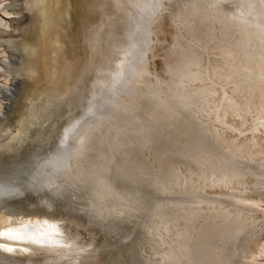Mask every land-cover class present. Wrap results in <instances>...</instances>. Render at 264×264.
Here are the masks:
<instances>
[{
    "label": "rangeland",
    "instance_id": "obj_1",
    "mask_svg": "<svg viewBox=\"0 0 264 264\" xmlns=\"http://www.w3.org/2000/svg\"><path fill=\"white\" fill-rule=\"evenodd\" d=\"M178 1V4L183 3V0ZM143 2L145 1L141 0L139 5H135L131 0H121L117 3V7L121 6L125 13V32L119 37L117 40L118 42L116 41L112 46L113 50H117L121 44H123L125 48L129 47L133 44L134 35L138 29L142 31L140 39L142 40L143 35V41L148 43L143 51L145 54L150 51L155 57L152 62H147V59L146 63L144 62L141 64L142 66L140 67H142V72L136 78L137 82H133V93H135V96L133 97L134 100L132 103L134 105H140L141 102L140 95L138 96L139 89L136 85L146 93L145 102L139 110L141 114L139 118H141L142 121H138L142 126L137 133L142 137L140 141L144 139V134H146V129L143 128V125H152L155 123L154 119L158 117V114L150 113L151 111H149L152 101L159 100L160 93L157 94V92L152 89L155 85H162L163 89L161 88V92L163 91V93L172 92L171 90H166V86L177 87L178 85H183V80L180 81L178 80L179 78H177L179 73L181 74L180 70L183 69L186 72L184 76H187V80L191 84H189L190 86L187 88V91L193 92L196 98L193 96H190V98L189 95L186 97L184 96L185 98H181V100L184 99L185 101H183L182 104L179 102L178 107L173 109V111L171 106H168V110L166 111L162 108L164 120H170L169 116L173 117L172 120H180L182 117L185 119L189 117L191 119V121H189V126L186 125L188 123L185 122V119H181L183 123H185L183 131H185L186 128L189 130L185 134L186 136L184 137L180 149H176L174 152V149L170 147L168 151L163 152L169 144H174V147H178L176 140H172L166 135L159 136L158 142H155L154 145L151 139L147 140V137H145L146 141L141 144V152L139 155L141 163L139 167L142 165L143 168L139 171L144 172L143 174L149 171L152 174L160 173L157 187H163L162 185L164 184L167 193L157 197L156 191H152V195H148L151 193L149 191L148 193L146 191H141L143 199L148 195L149 199L147 201L149 202L147 206L149 208L148 210L144 208L146 206L145 203L138 206L134 205L135 209L138 208V214H131L128 217L136 216L137 221L148 226L150 229L152 228V230L156 232L155 244L161 247L165 245V264H186L195 258V249L197 247L199 248L200 245L198 244L202 242V237L198 232H200V226L202 224L205 223L206 225L207 220L218 223L219 220H222V216H228L227 218L238 221L239 216L236 211H240V214L244 216L251 214L245 208V210H243L239 206H233V204L228 201L223 202L220 200L221 198L228 199L229 195L227 193L230 191V193H233L235 189L238 187L240 188L241 184H236L235 182L241 179L239 177H233L234 174H231L233 171L229 170H227L226 175H217L215 171L219 167L212 166V163L217 161L218 157L215 156L216 158H212L213 155L220 152V150L224 154L238 148L240 154L237 152L238 155L235 157L236 163L238 162V164H241L247 162L249 164L250 162L252 164L253 162L252 165H255L254 163L257 161H264V155L252 154L254 151H260L264 154V144L261 145L259 142H256L258 138L264 140V66H262V64L264 65V11L257 13L256 11L252 12L245 9V23L241 25V27H243V30H241L242 35H237V33L232 30L234 21L226 22V24L222 25L221 18L213 19L208 15L206 8L195 4L192 8L185 10L186 14L180 18V20L185 23L184 26L187 29H191V31L189 33L190 36L188 34L184 35L185 37H183L182 45L180 44V48H182L180 50L182 52L178 57H176L177 55L174 56L176 58L175 61L173 57V60L168 59L164 51H166V47H169L168 45H170L172 36L177 34V29L175 28V24L178 22V17H175L176 0H166L167 10L159 17L146 15L142 11V8L145 3H148ZM194 2L196 3V1ZM245 2H250L251 5L253 3L255 4V2L257 3L255 0H246ZM12 5L11 0H0V14L2 17H7L5 18L6 21L13 20L12 18L14 16L8 15ZM213 13L215 14V11H213ZM82 15H86V10L85 12L82 10ZM199 17L202 18L201 23L203 24H200L201 29H199L195 35V29H197L196 27L199 25ZM141 20L142 24H140ZM1 21L0 25L4 22V18L1 19ZM218 22L219 25H217ZM52 25V27H54V23ZM141 25H143V29ZM260 26L261 28H259ZM56 27L58 26H55L50 32L48 37L49 40L45 45L53 51L52 56L55 53L57 57H60L67 49L69 42L66 30L60 28L61 26L58 28ZM193 34L195 36H193ZM196 43L197 49L195 48ZM121 50H123L119 52L121 56L119 55V57L113 61L114 64H117L115 65V73L119 72V68L121 69L122 63L125 61L124 57L126 50L123 47ZM149 55L151 54L149 53ZM91 62H89L91 65L94 62L95 64L97 63L96 65L98 67L96 72L98 79L95 83L99 85L102 74L100 66L102 59ZM112 73L113 76L108 78L109 80L111 79L114 84L116 81L114 69ZM7 80L8 79H4V77H0V101L3 99V90L7 88L3 86L8 82ZM95 83L93 86H97ZM112 87L114 86L112 85ZM138 97L140 99H138ZM235 111L237 113H235ZM185 113L188 115L187 117ZM117 115V112H115L114 117H117ZM235 115L237 116L235 117ZM76 120L77 117L71 120L65 128L67 129L66 131H72L73 123ZM160 124L161 130L167 135L168 129L170 131H178L177 126L174 128L173 125H169L167 122ZM191 133H195V135L190 136ZM243 134L248 136V138H245ZM122 135L124 136V133ZM125 138L124 136V139ZM112 139H114V150L116 149L120 152L125 149L127 143L123 137L115 134ZM40 140H42L39 141L42 146V137ZM94 144L95 146L93 147L91 145V149L93 148V152H96L95 147L97 144ZM128 144L133 145V142ZM1 145L6 146L7 142L4 141L0 143V147ZM37 148L38 147L32 148L30 144L27 145V143H25L22 147H18L9 152L8 156L10 157L7 158L6 162L10 163L9 166H14V163L18 161L25 165L31 162V159L35 157ZM105 154L103 150L101 152H96L95 158L99 160L103 158ZM58 156L59 165H62V161H67L63 159L61 155ZM183 156H191L192 160H195L194 164L196 166L194 170H186V175L191 181L189 182L194 184L190 185V188L193 186L191 189H189L185 178L182 183L175 182L174 174H177L181 179L185 174L184 170H180L183 161L175 160ZM168 157L169 159H167ZM162 160H167V162L162 164ZM42 161L43 166L39 169L42 172H38L35 169L32 170L26 178L27 185H19L21 189L26 191L25 194L20 198L7 201L11 203L9 207H1L0 204L1 208L8 211L5 213L3 211L0 212V243L8 241L7 238L3 237L4 231L6 228L11 227L13 223L21 221L22 218H24V212L35 217L39 216V214H45L47 216L57 214L91 227L96 239L93 241V238L90 236L91 241L88 239L89 243L83 249L73 250L69 255L70 257L67 255L61 258L60 256L63 254H61V252H58V255L48 254L49 257L47 255L45 260H39V264H156L155 254L152 252V245H154L153 241L147 237L138 239L139 237L135 235L133 225H129L128 229L125 228L126 225H121L118 219V212H115L109 207L105 191L99 193L90 191L89 194L85 193V195L81 197V194L75 192H70L68 195H55L56 190L53 192L46 190L41 191L39 189H36L35 192L30 190L28 187L30 184L35 185L39 183L42 175L53 172L49 165H58V158L54 157V155H46L43 157ZM134 163L132 169L128 172L126 171L128 176L133 177L135 174H133V172L137 170L134 167ZM0 168V178L12 172L9 171L8 168L5 170L4 165H0ZM246 168L247 170L251 169L250 166H246ZM241 173L245 172L241 171ZM75 174L77 173L71 169L69 175L63 176H69L70 178L72 176V182H75V186L77 185L79 189H84V185L89 186L80 175L77 174V176H75ZM235 174L238 175V171H236ZM242 176H244V180H248L249 177H251V175L247 173ZM64 177L62 179H64ZM59 178L57 179L60 185L62 179L60 180ZM244 180H242V182H244ZM248 181L249 185L241 188L238 198L246 200V205L243 204L245 205L244 207L248 206L250 210L256 209L264 212V193L262 192L261 195L257 196L259 193L257 191L253 192L254 186L251 185L252 180L249 179ZM66 183L68 184L67 181H65V184ZM211 183L217 186L219 185L216 192H214V187L216 186L212 188L209 187ZM228 184L230 186L229 188L227 187ZM90 185L92 187L95 186L93 184ZM208 187L210 191L206 190ZM171 189H173L174 192L177 191V193L186 194L188 192L192 195L196 194V196L190 199H184V203L190 204L192 208L182 211V213L170 210L168 212L166 207L163 206V203L168 197L174 195ZM250 193L255 194L257 197L251 196ZM248 194H250L249 197H247ZM125 195L127 194H120V196H122L120 198L124 199L123 196ZM216 195H221L218 200H216V198H218ZM232 198L235 199L234 197ZM226 207L233 210H230V213L226 212ZM118 211L120 213L122 212L119 209ZM222 212L224 213L221 215ZM21 216L23 217L20 218ZM30 220L33 221V219ZM17 226L20 227L21 224ZM161 237L165 239L166 242L160 241ZM190 237H194V242ZM141 242H147V246L143 247ZM201 246L203 247V245ZM252 248V254L250 253L246 258L247 263L258 264L259 262L260 264H264V237L259 235ZM16 255L22 259H17ZM81 256L85 258V261L82 259L80 261ZM29 257L30 256L23 257V255L21 256L18 254L7 255L2 253L0 249V264H31L29 263L30 260L26 259Z\"/></svg>",
    "mask_w": 264,
    "mask_h": 264
},
{
    "label": "water",
    "instance_id": "obj_2",
    "mask_svg": "<svg viewBox=\"0 0 264 264\" xmlns=\"http://www.w3.org/2000/svg\"><path fill=\"white\" fill-rule=\"evenodd\" d=\"M120 1L11 0L13 5L8 13V15L14 16L13 20L9 21L11 27L8 29L0 25V77L8 79V84L3 85L4 88H7L3 90V99L0 101V141L7 142L6 146L1 145L0 147V159L1 162L3 161L4 167L12 172L6 174V178L0 184L19 186L22 182H25L32 170L35 169L39 172V169L43 166V157L46 155L57 157L63 151L68 150V159L65 162L62 161V164L69 163L71 169L80 175L89 186L84 185V189H79L72 182L73 177L71 175V178L60 175V178H58L61 180L64 177V179L61 180V186L59 185L56 189L55 195H68L70 192H75L81 194L82 197L85 193L89 194L90 191H95V193L105 191L109 207L118 212L121 225H126L125 228L127 229L129 225H133L135 235L139 237L138 239L142 237L151 239L155 245H152V252L155 254L156 264H165V245L161 247L155 244L156 232L137 221L136 216L128 217L131 214H138V208L135 209L134 205L138 206L145 203L144 208L148 210V195H152V191L157 192V197L167 193L164 184L163 187H157L160 173H151L150 175V171L145 174L139 171L143 168L142 165V167H139L141 164L139 160L140 147L146 141L145 137H147V140L151 139L154 145L155 142H158L159 136L166 135L168 138L176 140L178 147L169 144L170 146L168 145L163 152H166L170 147L174 149V152L176 149H180L185 134L189 130L186 128L182 132L185 123L181 119L184 120L185 118L172 120L173 117L169 116L170 120H164L163 110L166 111L168 106H171L173 111L178 107L179 102L182 104L185 101L181 98H185L187 95L195 97V94L187 91L191 84L187 80V76H184L186 72L183 69L180 70L181 74L179 73L177 77L178 80H183V85L169 86L170 88L166 86V90L172 92L163 93V91L161 92L163 86L155 85L152 89L157 94L160 93L159 100L152 101L149 111L158 114V117L154 119L155 123L152 125H143L146 134H144V139L140 141L142 137L137 133L142 126L138 121L141 120L139 110L145 102L146 93L135 84L139 89L138 96L140 95L141 99L139 97L138 99L141 102L140 105H134L132 103L135 95L133 93V82H137L136 78L142 72L141 64L146 63L147 59V62H152L155 57L152 52L147 50L148 54H145L143 51L148 43L143 41V35L142 40L140 39L142 31L138 29L135 32L132 45L125 48L121 44L117 50H113V44L125 32V13L121 6L117 7V3ZM142 1L148 4L151 3V0ZM245 1L183 0L182 4H178L179 1L176 0L175 17H178V22H176L175 28L177 29V36L174 34L170 39V45L164 51L167 54L166 57L168 59L173 57L176 61L174 56L177 55L176 57H178L182 52L180 44L182 45L184 35L188 34L190 36L191 29H187L184 26L185 23L180 20L186 14L185 10L192 8L195 4L200 5L207 9L208 15L213 19L221 18L222 25L234 21L232 30L237 35H242L241 30H243V27L241 25L245 23L246 14ZM131 2L139 5L141 0H131ZM82 10L84 12L86 10L85 17L82 15ZM213 11H215V14ZM201 22L202 18L199 17V25L196 27L194 34L201 29L200 24H203ZM53 23L54 27H52ZM140 24H142V20ZM217 25H219V22ZM55 26H61L60 28L66 30L69 42L67 49L60 57H57L55 53L52 56L53 51L45 45L49 40L50 32ZM141 28L143 29V25H141ZM194 34L193 36L196 35ZM195 46L197 49V43ZM122 47L126 50L125 61L122 63L121 69L118 67L119 72L115 73V65L117 64H114L113 61L119 57V52L123 51L121 50ZM100 59H102L100 65L102 74L101 82L97 85L95 82L98 79L96 72L98 66L94 61ZM91 61L94 62L92 65L89 63ZM113 69L114 76H116L114 84L108 78L113 76ZM94 83L97 86H93ZM162 108L164 109L162 110ZM115 112L118 114L117 117H114ZM185 116L188 115L185 113ZM76 117L77 120L73 123L72 131H66V126ZM187 118L185 122L189 126L191 119ZM164 122L173 125L174 128L177 126L178 131L168 129V136L161 130L160 123ZM84 126L90 128L87 135L79 136L75 133ZM115 134L123 137L127 143L125 149L120 152L114 150L115 138H112ZM191 135H195V133H191ZM176 136H180V138ZM39 137L43 139L42 146L39 142L42 140ZM130 142H133V145L128 144ZM25 143L30 144L32 148L38 147L35 157L25 165L18 161L14 163V166H9L10 163L6 162L7 158L10 157L8 156L9 152L22 147ZM90 143H93L91 144L92 147L95 146L94 143L97 144L95 147L96 152L103 150V153H106L103 158L99 159L100 162L98 158H95L96 152H93ZM179 158L175 160L183 161L180 170H184L185 174L182 177L183 180L178 179L184 182L185 178L189 189H191L193 186L190 188V185L194 184L190 183L186 170H194L195 160H192L191 156ZM166 162L167 160H162V164ZM133 163L137 170L133 177H129L126 171L132 169ZM178 179L176 181L175 178V181L178 182ZM65 181L68 184H65ZM90 184L95 186L92 187ZM171 190L174 195L168 197L163 203L168 212L170 210L182 213V211L192 208L190 204L184 203V199H190L196 194L192 195L188 192L182 194L177 193V191L174 192L173 189ZM141 191L151 193L143 199ZM119 193L127 195L123 196L124 199H121L122 196ZM118 209L122 212L120 213ZM2 211L4 213L8 212L0 207V212ZM160 241L166 242L162 237ZM146 244L147 242H141L143 247L147 246Z\"/></svg>",
    "mask_w": 264,
    "mask_h": 264
},
{
    "label": "bare ground",
    "instance_id": "obj_3",
    "mask_svg": "<svg viewBox=\"0 0 264 264\" xmlns=\"http://www.w3.org/2000/svg\"><path fill=\"white\" fill-rule=\"evenodd\" d=\"M255 1H257V3L255 2V4L253 3L252 5L250 2H247V3L245 2L244 9H248V11H252V12L256 11L257 13L264 11V0H255ZM3 18H4L5 23L3 22V23H1V25L10 29L11 24L8 23L9 20L6 21V19H5L7 17H4V16L2 17V15H1L0 21ZM257 24H259V23H257ZM259 28H261V26ZM260 34H262V33H260ZM262 66H264V65L262 64ZM263 73H264V69H263ZM255 104H257V103H255ZM235 113H237V112L235 111ZM236 116L237 115H235V117ZM89 129L90 128H88V126H84L83 128H79V130L75 133H77L79 136L87 135L90 132ZM182 132H184V131L182 130ZM243 136L245 138H248V136H245L244 134H243ZM176 137L178 138L180 136H176ZM3 142H4V140L0 141V143H3ZM256 142H259V144H261V145L264 144L263 139L258 138ZM91 144L92 143H90V145ZM226 148H227V145H226ZM168 150H166V151H168ZM230 151L231 152L223 154L222 151L220 150V152H217L215 155H213L212 159H214V157L216 156V157H218V160L217 161L214 160L215 164L212 163V166H214V167L218 166L219 167V168L216 167L217 169H216L215 173L217 172V175H223V174L226 175L227 170L233 171V173H231V174H234L233 177L235 176V178L239 177L241 179L237 182H235V181L234 182L236 184H241V185H240V188L238 187L239 189L238 188L235 189L233 191V193H230L231 192L230 190H229L230 192L228 191L229 192V193H227L229 195L228 199L221 198L220 200L223 202L228 201L229 203L233 204V206L234 205L239 206L243 210L246 209L251 214L244 216V215L240 214V211H236V212H238V216H239L238 217L237 215H235L236 217H238V221L232 220L231 218H227L228 216L227 217L222 216V220H219L218 223H213L210 220L209 221L207 220L206 225H205V223L202 224L200 226L201 227L200 232H198V233H200V236L202 237V242H200V244H198V245H200V247L199 248L197 247L195 249V255H194L195 258H193L189 263H186V264H251V263H247L246 258H247V256L250 255V253L253 249L252 246L255 245L253 243H256L258 235L261 234L260 236L264 237V215H263L264 212H262L261 210H256V209L250 210V208L248 206L244 207L246 205V200L238 198V196H240L241 188L249 185V181H248L249 179L252 180L251 185L254 186L253 192L257 191L259 193V194H257V196L261 195L262 192L264 193V161H260V162L257 161L256 163H254L256 165V167H255V165H252L253 162H252V164L250 162H249V164L247 162L246 163L243 162L241 164H238V162L236 163L235 157L238 154H240L239 149L236 148V149H233ZM237 152H238V154H237ZM219 154H221L222 156ZM252 154L264 155L260 151H254ZM60 155L63 157V159L67 160L68 156H69L68 150L63 151L62 153H60ZM249 155H251V154H249ZM57 158H58V165H59V156L58 155H57ZM0 165L3 166V162H1V160H0ZM246 166H250L252 170L251 169L247 170ZM5 170H6V168H5ZM236 171H238V173H239L238 175L235 174ZM241 171L242 172L244 171L245 173L251 175V177H249L248 180H244V176H242V175H245V173H241ZM39 172H42V171L39 170ZM134 173L135 172H133V174ZM174 175H175V178L177 181V179L179 177L177 176V174H174ZM75 176H77V175H75ZM4 178H6V177L3 176L0 179V182ZM182 180L179 181V179H178V182L182 183ZM225 180H227V179H225ZM242 180H244V182H242ZM84 182H86V181L84 180ZM84 182H83V184H84ZM20 185H27V179L25 180V182H22ZM214 186H216V187H214ZM209 187L210 188L214 187V189H215L214 192H216V189L219 187V185L217 186V185H214L213 183H211L209 185ZM209 187L206 190L210 191ZM227 187L228 188L230 187L229 184L227 185ZM250 194H248L247 197H249ZM252 195L257 197L253 193L251 194V196ZM220 196H217L218 198H216V200H218L220 198ZM230 196L234 197L236 200ZM0 204H1V207H9L11 205V203H9L7 201L6 202H0ZM2 204H4V205H2ZM243 204H245V205H243ZM225 209H226V212H229V213H230V210L231 211L233 210V209H230L228 207H226ZM223 213L224 212H222L221 215ZM23 216H24V218H22ZM23 216L20 217V218H22L21 221L13 223V225L11 227L6 228V230L3 233V237L7 238L8 241L1 242L0 243V249L2 250V253H5L7 255L18 254L21 256L23 255V257L30 256L29 258H26V259L30 260L29 263H31V264H39V260H45V257L48 254H57L58 252H61V254L63 253L62 256H60L61 258L65 257L67 255L69 256L73 250L83 249L89 243L88 239H90V236L93 238V241H94V239H96L91 227H89L86 224H83L81 222H78L76 220H71V219L62 217V216L57 215V214L50 215V216H47L45 214H39V216L35 217L32 215H29V213L24 212ZM33 217H35V218H33ZM10 219H11V217H10ZM30 219H33V221H31ZM236 222H238V223H236ZM19 224H21L20 227L17 226ZM257 231L259 234L257 233ZM58 232L61 234L60 237H57V235H56ZM195 233H197V232H195ZM190 238H192V237H190ZM193 238H192V240H193ZM37 240L44 241L45 243L43 245L37 244L36 243ZM90 241H91V239H90ZM53 242L69 244V245H71V247H65V248L64 247H53L52 246ZM193 242H194V240H193ZM193 242H191V243H193ZM201 245H203V247ZM7 248H11V249H13V251L11 253L5 251V249H7ZM69 251H70V253H69ZM11 257H13V256H11ZM48 257H49V255H48ZM16 258L22 259V258L17 257V255H16ZM53 258H54V256H53ZM189 258H191V257H189ZM81 259L85 261V258H82V256L80 258V261H81ZM82 263H83V261H82ZM255 263H257V262H255ZM258 264H260V263L258 262Z\"/></svg>",
    "mask_w": 264,
    "mask_h": 264
},
{
    "label": "clouds",
    "instance_id": "obj_4",
    "mask_svg": "<svg viewBox=\"0 0 264 264\" xmlns=\"http://www.w3.org/2000/svg\"><path fill=\"white\" fill-rule=\"evenodd\" d=\"M166 0H151L150 4H145L142 8V11L151 17H159L166 12ZM86 143V141H85ZM53 169V172L50 174L42 175L40 177L39 183L33 185L30 184L28 187L30 190L35 192L36 189L41 191L46 190L53 192L59 187L58 177L60 175H67L71 171V165L69 163H64L62 165H49ZM25 190L21 189L15 184H0V202H6L12 199L20 198L25 194ZM57 237H60L58 232ZM37 244L43 245L44 241H36ZM53 247H71L69 244L53 242Z\"/></svg>",
    "mask_w": 264,
    "mask_h": 264
},
{
    "label": "snow or ice",
    "instance_id": "obj_5",
    "mask_svg": "<svg viewBox=\"0 0 264 264\" xmlns=\"http://www.w3.org/2000/svg\"><path fill=\"white\" fill-rule=\"evenodd\" d=\"M5 251L11 253V252L13 251V249H11V248H7V249H5Z\"/></svg>",
    "mask_w": 264,
    "mask_h": 264
}]
</instances>
